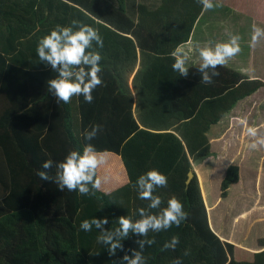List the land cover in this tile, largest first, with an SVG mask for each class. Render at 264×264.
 Returning <instances> with one entry per match:
<instances>
[{
    "label": "trees",
    "instance_id": "trees-1",
    "mask_svg": "<svg viewBox=\"0 0 264 264\" xmlns=\"http://www.w3.org/2000/svg\"><path fill=\"white\" fill-rule=\"evenodd\" d=\"M202 10L196 0H162L155 9L141 3L137 13L108 0H0V264H127L123 257L140 250L136 241L144 237L130 232L123 250L110 257L97 241L101 230L85 232L80 225L108 217L110 230L121 216L139 219L137 210L149 201L139 199L133 185L152 169L168 177V187L154 193L161 209L176 197L188 218L149 233L156 243L145 246L147 264L177 258L183 264H264V250L237 259L234 245L209 224L198 178L187 183L193 165L210 155L211 124L264 84L229 66L218 69L212 84L201 83L199 64L187 66V78L173 71L172 53L188 42ZM73 20L98 29L104 41L102 49L94 44L103 58V84L90 104L82 96L58 103L47 88L57 73L36 51L45 35ZM96 124L102 132L85 140ZM87 143L119 155L126 182L120 183L121 166L112 156L98 172L109 182L95 197L61 191L38 177L40 170L55 177L56 168L42 169L43 163L82 153ZM238 180L239 166L230 165L223 193ZM173 236L180 241L176 249L162 251Z\"/></svg>",
    "mask_w": 264,
    "mask_h": 264
},
{
    "label": "clouds",
    "instance_id": "clouds-1",
    "mask_svg": "<svg viewBox=\"0 0 264 264\" xmlns=\"http://www.w3.org/2000/svg\"><path fill=\"white\" fill-rule=\"evenodd\" d=\"M203 6V11L213 10L222 7L220 0H196ZM76 29V30H74ZM264 38V28L258 27L255 23L252 26L251 46L255 47ZM241 37L230 35L226 42H218L214 47L204 46L198 48L199 72L201 83L212 84L214 78L220 75L218 69L226 66L228 62L241 53ZM94 44L99 48L104 47V41L99 30L82 24L79 20H73L71 26L57 25L50 34L45 35L38 43L37 55L39 61L46 66L50 65L51 70L57 73L55 78L47 81L48 91L56 98L58 103L70 104L73 97L84 98L86 103L94 100L93 92L103 84L100 73L102 72V55L95 50ZM179 49L172 53L175 62L172 69L178 72L181 77L189 75L188 56L179 54ZM102 125L91 126L90 131L83 135L85 140L92 141L102 132ZM246 135L250 142L247 145L251 150L264 148V134L257 126H248ZM108 153L97 151L92 143H87L83 151L73 150L61 162L47 160L43 163L42 169L51 170L56 168L55 177L49 175V171L40 170L37 172L41 180L53 181L59 190L77 192L81 196L95 197L101 191L104 184L109 182V177L101 178L98 174L102 165L106 164ZM168 187V177L157 169L147 171L138 177L133 188L138 191L141 200L149 201L147 208H139V219L135 221L130 216H121L118 219L119 226L115 229H106L108 217L103 219L92 218L84 220L80 229L91 232L93 226L99 229L100 235L97 241L106 246L109 256H115L117 250H123L122 240L135 233L144 239L137 240L140 250H131V255L123 257L127 264H147V258L143 255L145 246H152L156 243L155 238L148 239L150 232L160 233L172 228L179 227L188 218L183 203L176 197L167 201V206L161 209L163 203L159 195H155L157 189ZM161 209L158 214L150 213L149 210ZM180 243L178 236H173L170 241L165 242L162 251L175 250ZM188 251L184 256L189 255ZM172 264H183L181 258L173 260Z\"/></svg>",
    "mask_w": 264,
    "mask_h": 264
},
{
    "label": "crops",
    "instance_id": "crops-1",
    "mask_svg": "<svg viewBox=\"0 0 264 264\" xmlns=\"http://www.w3.org/2000/svg\"><path fill=\"white\" fill-rule=\"evenodd\" d=\"M108 1L110 2V4L116 7L119 6L120 2L126 3L128 10L136 13L138 6L141 3L145 4L146 7L150 9H155L162 3V0ZM262 4L264 3L262 2ZM250 6L253 7L254 5ZM262 8V11H258L259 13H264V5ZM205 13L206 11L202 10L199 18L196 21L190 39L188 40V42L178 47V53L182 52V49L184 48L187 49V46H189L190 48L192 44H194L196 48L212 46L211 44L213 43L211 40L214 35H205L204 32H208V29H206L207 25L203 27L201 25V22L199 24V21L201 20L200 18ZM250 15H252V13H250ZM254 20L258 21L255 18ZM208 27H211L210 24H208L207 28ZM220 30L221 28L218 30V32ZM218 32L215 38L219 36ZM203 38L208 39L209 42L203 43ZM224 41L225 39L221 40L220 38L219 40H217V43ZM247 43L250 48L257 47L259 49L261 45V43L259 42L255 47H253L251 46L250 40ZM262 46H264V44H262ZM260 48L261 49L259 50L250 49L251 53L248 57L249 60H247L248 63H251L252 60L250 59L254 56H264V47ZM231 65L226 66L231 67ZM242 67L243 69L237 70L245 73L246 71L244 68H250V73L246 72L245 74L253 79L258 78L264 83V66L258 68L257 65L251 66L243 63ZM251 68L254 71H251ZM245 98L241 100H244ZM220 126V121L215 124H211L207 132L210 143V155L202 162L195 163L193 165V169L195 172V176L199 181L202 197L207 209L209 224L212 230L219 236V238L223 242L231 243L234 245V253L237 259L247 260L249 259L248 257L252 259L255 256L256 252L264 250V228L262 227L260 231H258V233L255 231L258 229L259 223L264 222V148H261L259 150L249 149L247 145L250 141L249 138H247V141H245V137L247 136L246 133L245 135H242L245 140H238L236 139V137L227 136L225 134H220L217 137L213 136L212 131H216L217 128H220ZM108 156H112L113 159L117 158L116 162H118L121 166L120 177L122 182L120 183L126 182L127 174L123 167L120 156L115 153H108ZM233 164L239 166V180L235 183H232L224 194L222 189V182L226 175L228 167ZM247 173H249L251 176H249V174ZM236 200L241 202L245 200L244 202H242L246 203L244 205L245 208H243L242 210H237L234 207L236 204H238V201ZM228 201H230V203H233L234 205L229 204V206H226L224 209H222L221 207L224 206L223 203L227 204ZM255 232L256 235H253V233Z\"/></svg>",
    "mask_w": 264,
    "mask_h": 264
},
{
    "label": "rangeland",
    "instance_id": "rangeland-1",
    "mask_svg": "<svg viewBox=\"0 0 264 264\" xmlns=\"http://www.w3.org/2000/svg\"><path fill=\"white\" fill-rule=\"evenodd\" d=\"M222 3V7L215 8L213 10L206 11V13L200 18L199 24L204 27L205 25L208 26L210 24L211 27L206 26L208 32H204V34H213L212 38V47L215 46L217 40L221 38V40L225 39L226 42L230 35H239L242 40H240L241 45V53L231 59L227 65H231V67L236 69H243V63L247 65H257L258 68L264 66V56H254L250 60L251 63H248L247 60L249 54L251 53L250 49H261L260 47L264 44V38L261 39L259 49L250 48L248 45V41L251 42L252 37V26L255 23L258 27L264 28V13H259L258 11H262L261 8L263 7L264 3L263 0H220ZM250 5H254L253 7ZM263 9V8H262ZM238 11V15H237ZM247 11V12H246ZM249 13V14H248ZM252 13V15H250ZM247 14V15H246ZM257 16H256V15ZM252 16V17H248ZM263 17V18H260ZM257 19L258 21L254 20ZM260 18V19H258ZM214 26V27H213ZM221 30L218 32V30ZM219 34L218 37L215 38L216 34ZM209 38V37H208ZM219 38V39H217ZM203 43H208V39L203 38ZM182 49V52L179 54H184L188 56V65H197L201 63L198 54V48L195 47L194 44L189 48ZM264 50V48H263ZM243 62V63H242ZM247 73H250V68H244ZM251 71H254L251 68ZM245 72V73H246ZM258 72V71H257ZM260 72V71H259ZM244 73V74H245ZM221 126L217 128L216 131H212L213 136L217 137L220 134H225L227 136L236 137V139L245 140L247 141V136L245 135L246 128L248 126H258L260 128L261 133L264 134V85L257 90L255 93H252L250 96L246 97L244 100L238 101V103L232 108L231 111L226 113L220 120ZM261 125V126H260ZM250 141V140H249ZM249 174V173H247ZM249 176H251L249 174ZM219 190V189H218ZM238 201V200H236ZM245 201V200H244ZM242 201V202H244ZM238 201L234 207L237 210H242L245 208L246 203H242ZM232 205L230 201L223 203L224 206L221 208L224 209L226 206ZM234 205V204H233ZM264 228V222H260L258 225V229L255 230L257 233L260 231L261 228ZM256 232L253 235H256ZM250 259V257H248Z\"/></svg>",
    "mask_w": 264,
    "mask_h": 264
},
{
    "label": "water",
    "instance_id": "water-1",
    "mask_svg": "<svg viewBox=\"0 0 264 264\" xmlns=\"http://www.w3.org/2000/svg\"><path fill=\"white\" fill-rule=\"evenodd\" d=\"M195 176V172L194 169L192 168L189 172H188V178H187V183H189L193 177Z\"/></svg>",
    "mask_w": 264,
    "mask_h": 264
}]
</instances>
